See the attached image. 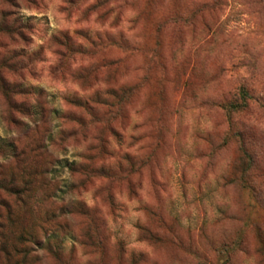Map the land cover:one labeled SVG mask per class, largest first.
I'll return each instance as SVG.
<instances>
[{"label": "rangeland", "instance_id": "1", "mask_svg": "<svg viewBox=\"0 0 264 264\" xmlns=\"http://www.w3.org/2000/svg\"><path fill=\"white\" fill-rule=\"evenodd\" d=\"M3 11L0 243L37 242L0 264H264V0Z\"/></svg>", "mask_w": 264, "mask_h": 264}, {"label": "trees", "instance_id": "2", "mask_svg": "<svg viewBox=\"0 0 264 264\" xmlns=\"http://www.w3.org/2000/svg\"><path fill=\"white\" fill-rule=\"evenodd\" d=\"M21 19V18H20ZM16 18L15 16H12V13H8L3 11L0 13V32L5 33L6 35H9L12 37V39H19L23 42L28 41L27 32L30 28V25L26 22H22L21 20ZM10 22V24H9ZM59 44H62L64 46H68L67 48L71 47V44L69 43L68 39H60L58 40ZM69 43V44H68ZM9 54L7 57L14 61L18 59L19 57H23L25 54L22 49H11L9 50ZM248 97L247 92L244 89L240 90V100L242 101V104L240 103H230L229 108L231 109H237L243 106L245 103V99ZM14 178H10L8 181H1L0 180V191L7 192L8 194L16 193L21 194L22 198L24 196H27V194L30 191L31 181L30 178L28 180L23 181L22 185H17L14 183ZM8 200L1 199L0 198V205L5 210V215H9L11 207L9 206ZM1 236V233H0ZM2 238V236H1ZM17 239L20 243V245H16L14 243H11V245H8L6 241L2 240L0 243V252L8 258L12 259L17 253H22V261L27 260V257L30 253V247L31 243H36L37 240L35 237H33L31 234H18Z\"/></svg>", "mask_w": 264, "mask_h": 264}]
</instances>
